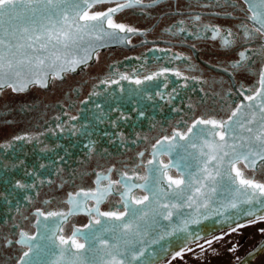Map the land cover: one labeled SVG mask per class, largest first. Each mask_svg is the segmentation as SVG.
I'll return each instance as SVG.
<instances>
[{
	"label": "flooded vegetation",
	"instance_id": "1",
	"mask_svg": "<svg viewBox=\"0 0 264 264\" xmlns=\"http://www.w3.org/2000/svg\"><path fill=\"white\" fill-rule=\"evenodd\" d=\"M113 6L97 5L91 11ZM247 15L242 0H162L153 8L125 9L115 21L137 32L119 33L128 37L123 44L98 49L86 65L63 74V79H49L47 87L0 94V264H18L23 258L27 249L16 243L22 231L37 235V244L47 232L44 226L55 229L59 222L62 230L56 231L55 243L67 248L59 237L69 239L76 229L88 235L89 224L102 226L94 223V212L88 214L96 207L92 200L62 222L59 217L45 221L36 213L69 211V195L94 190L98 173L111 170L113 180L122 172L145 175L158 141L184 132L201 118L227 119L247 102L244 96L255 91L263 59L248 51L251 60L239 69L231 67L240 61L241 51L261 47V38L247 40L241 31L242 24H249ZM210 27L221 29V35L230 29L235 43L223 47L220 38L211 39ZM160 72L162 76L148 79ZM20 136L26 139H16ZM175 152L182 154L183 149ZM158 160L172 162L163 154ZM169 174L177 176L175 170ZM245 175L264 183L259 165ZM134 192L144 195L139 189ZM116 208L123 209L118 192L100 205L101 211ZM244 225L188 246L182 257L163 264H213L229 256L232 264H264V222ZM78 241L86 246L83 238Z\"/></svg>",
	"mask_w": 264,
	"mask_h": 264
},
{
	"label": "snow or ice",
	"instance_id": "2",
	"mask_svg": "<svg viewBox=\"0 0 264 264\" xmlns=\"http://www.w3.org/2000/svg\"><path fill=\"white\" fill-rule=\"evenodd\" d=\"M216 2L219 3L220 0ZM243 2L247 6V20L251 22V26H240L245 39L259 37L264 40V0ZM160 3L162 0H151L150 3H145L144 0H0V94L6 89L22 93L33 85L47 87L49 79H63V74L75 72L80 65H86L98 47L106 46L93 44V40L103 41L105 37L128 39L127 36L120 37L119 33L137 32L130 26L117 23L114 17L118 13L137 7L153 8ZM103 4L114 6L105 11H91L97 5ZM195 19L199 20L200 17ZM208 31L213 33L211 39L220 38L225 48L235 43L230 39L234 35L230 29L224 30L225 35H221V29L215 27L208 28ZM248 51L264 58V43L257 50L241 51L240 61L231 65L233 69H239L244 62L252 59ZM162 75L163 72H160L148 79ZM174 75L179 77L181 74L175 72ZM120 78L128 79L126 76ZM136 83L141 81L137 80ZM244 99L249 103L235 108L227 119L201 118L194 121L184 132L175 131L171 137L166 136L158 141L151 153L152 159L147 162L145 175L122 172L119 179L113 180L110 176L111 170L108 175L98 173L94 190L69 195L66 202L71 205L69 211L47 214L43 211L37 212L36 215L43 217L45 221L59 217L62 222L83 211L86 201L92 200L96 207L89 209L88 214L94 212V223L103 225L102 230L97 231L89 224L88 228L92 230L90 235L76 229L69 239L59 237L61 244L70 246L61 249L59 258L47 260L44 264H60L66 253L72 257L66 264H77V261L79 264H132L135 260H141L148 251L147 248L136 245L144 244V237L154 225L160 226L156 217L171 221L172 209L179 212L185 207H194V211L199 212L201 208L207 209L210 203H214L237 209V215L230 218L234 221L247 216L252 217L248 223L264 222V183H257L245 175L248 170L255 171L258 165L264 168V68L259 72L255 91L252 95L244 96ZM242 108L246 110L241 112ZM16 139L23 140L26 137L20 136ZM179 140L186 143L181 145ZM177 148H182L185 152L188 149H197V152H188L187 156L176 153L173 156V151ZM161 154L168 155L172 162L165 164L158 160ZM139 155L142 157L144 154ZM188 156L199 160L197 168L193 169L187 162ZM170 170H175L177 176L170 175ZM140 180L143 183L133 182ZM105 181L107 183L102 184ZM164 184L171 191H167ZM135 189H139L144 195L135 193ZM114 192H118L123 209L101 211V203ZM79 197L83 199H78ZM241 205L250 207L241 208ZM217 214L222 215L219 212ZM185 215L183 226L173 227L172 231L154 237L148 241L149 247L180 232L185 233L183 239L186 244L193 239H200L199 233L194 236L188 232V224H198L200 219L191 213ZM98 217L120 223L105 224ZM203 218L209 217L204 215ZM36 223L41 224V221L37 219ZM243 226L246 225L237 224L231 231L235 232ZM44 227L47 232L41 239L50 240L55 245L56 231L62 230L60 223L56 224L55 229L48 228L47 225ZM261 232L264 233V229ZM108 233L113 234L110 237L111 244L108 239L103 238ZM19 236L16 243L27 250L18 264H40L39 260L34 259V255L42 253L46 256L51 249L46 251L40 245L33 244L37 235L22 231ZM78 237L83 238L89 245L87 251L92 253L90 258L81 259L85 244L79 243ZM215 239L221 240L223 237ZM212 242L208 241L209 246ZM7 243L11 245L12 241ZM97 244L104 246L102 256L99 255L101 250ZM261 247L264 248V245ZM73 248L77 252H73ZM177 256L182 257L183 252L175 253L173 259ZM142 264H146V261Z\"/></svg>",
	"mask_w": 264,
	"mask_h": 264
},
{
	"label": "water",
	"instance_id": "3",
	"mask_svg": "<svg viewBox=\"0 0 264 264\" xmlns=\"http://www.w3.org/2000/svg\"><path fill=\"white\" fill-rule=\"evenodd\" d=\"M243 1V0H242ZM246 6V5H245ZM247 9V6H246ZM248 21V20H247ZM248 23L251 25V22L248 21ZM111 31V30H108ZM120 37H123L121 35H119ZM87 40V38H85ZM117 40V41H115ZM93 44L99 45V44H104L106 46H112L115 44H123L124 43V39H116V38H109V37H105L103 41H92ZM264 43V40L261 41V44ZM105 47V46H103ZM102 47H98V49H100ZM94 53L92 54V58H93ZM91 59L88 60V62H90ZM87 62V63H88ZM82 66V65H80ZM79 66V67H80ZM264 68V58L262 59V66L261 69ZM260 69V71H261ZM36 86V85H33ZM39 86V85H37ZM32 86H30L29 88H31ZM28 88V89H29ZM249 103V101L247 102H243V105H247ZM246 109H241V112H244ZM188 152L191 153H196L197 149H188L187 152L184 151L182 154L187 156ZM176 155L175 150L173 151V156ZM203 159V158H200ZM187 162L189 164L192 165L193 169L197 168L199 166V160L192 158L191 156H188V160ZM163 187L165 189H167V185L164 184ZM167 191H171V189H167ZM231 198V197H229ZM224 203L226 204L227 201H224ZM193 204H195V202H193ZM241 208H247L250 207V205H241ZM171 208V205H170ZM169 209H161V211H168ZM173 211V217L171 219V221L169 220H164L161 219L160 217H156V220L159 221L160 226H153L152 229H150L147 233V235L144 237V244L140 245L137 244V247H145L148 249V251L145 252L144 257L141 258V260H135L132 262V264H142V262L146 261V264H163L164 262H166L167 260H169L170 258L173 257V255L177 252H181L182 250H184L185 248H187L188 246H192L194 244H197L199 242H202L204 240H207L209 238H212L220 233H223L227 230H230L232 227H236L237 224H246L249 221L252 220V217H247L244 216L242 218H238L237 220H232L230 219L231 217L237 215L238 210L237 209H231V208H226L221 204H214V203H210L209 208L204 209L201 208L199 210V212H195L194 211V207H185L182 210H180L179 212L176 209H172ZM217 212L222 213V215L217 214ZM187 213H191L194 217H198L200 219V223L198 224H188V232L193 233V235L195 236L196 233H199L200 239L196 240L193 239L191 242L189 243H185V240L183 239L185 236V233H176L175 235L172 236H167L165 237V239H162L159 241V243H153L151 244V246L149 247L148 245V241H151L154 237L158 236L161 233L164 232H170L172 231L173 227L176 226H183V221L186 218ZM259 214V213H258ZM204 215H208V219H204ZM223 221V223H222ZM149 223H152L151 220L148 221ZM106 223H116L119 224V221H106ZM141 223L143 224L144 222L141 221ZM102 226L100 227H96L93 228L97 231L102 230ZM92 231V230H91ZM91 231H89L88 235L91 234ZM112 233H108L106 236H104V239H108L109 240V244L112 243V241L110 240V237L112 236ZM43 237V236H41ZM38 245H40L41 248H44L46 251H48V249H51L50 251H48V255H43L42 253L39 255H34V259L39 260L40 264H44L45 261L47 260H52V259H57L59 258V253L61 251V249H64L65 247H60L58 246L56 243L55 245L52 244V241L47 240V239H38L37 242ZM89 245L86 243L85 246V250H83V253H81V259H87L90 258L92 256L91 252H88ZM97 247L101 250L99 255H103L104 254V246L102 244H97ZM164 249H166V251H164ZM151 254V255H150ZM69 259H72V257L66 253L65 256L60 260V264H66V261H68ZM244 261L239 262L238 264H243ZM77 264H79V261H77Z\"/></svg>",
	"mask_w": 264,
	"mask_h": 264
},
{
	"label": "rangeland",
	"instance_id": "4",
	"mask_svg": "<svg viewBox=\"0 0 264 264\" xmlns=\"http://www.w3.org/2000/svg\"><path fill=\"white\" fill-rule=\"evenodd\" d=\"M249 238H251V241H253V239H254L252 236H249ZM251 241H250V242H251ZM223 245H224V244H223ZM225 246L228 247L227 242H226ZM231 249H233V247H232ZM229 257H230V256H229ZM229 257H227V258H225V259H223V260H220V261L214 262L213 264H232L233 261L231 262V258H229ZM222 261H223V262H222ZM178 262H179V261H178ZM172 264H177V260H175L174 263H172ZM208 264H210V262H209Z\"/></svg>",
	"mask_w": 264,
	"mask_h": 264
}]
</instances>
